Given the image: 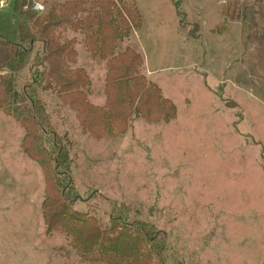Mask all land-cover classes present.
Masks as SVG:
<instances>
[{
	"label": "rangeland",
	"instance_id": "1",
	"mask_svg": "<svg viewBox=\"0 0 264 264\" xmlns=\"http://www.w3.org/2000/svg\"><path fill=\"white\" fill-rule=\"evenodd\" d=\"M58 1L10 2L0 9V35L17 40L23 19L29 25ZM133 1L143 72L177 114L168 122L133 116L124 131L95 136L61 107L79 206H95L107 223L112 201L163 232L164 253L149 264H264V0ZM36 2L42 11L24 9ZM12 49L0 43V74L15 72L21 83L28 60L12 61ZM76 49L75 65L91 80L89 101L104 104L105 62L83 43ZM24 135L0 107V264H109L82 258L64 234L46 232L44 174L24 151Z\"/></svg>",
	"mask_w": 264,
	"mask_h": 264
},
{
	"label": "trees",
	"instance_id": "2",
	"mask_svg": "<svg viewBox=\"0 0 264 264\" xmlns=\"http://www.w3.org/2000/svg\"><path fill=\"white\" fill-rule=\"evenodd\" d=\"M30 19L29 25L26 19L19 23L17 40L0 35V43L12 44V61L28 60L29 68L21 83L15 72L0 74V107L20 122L25 130L22 147L43 171L46 232L64 234L87 260L149 264L160 259L166 237L153 224L130 219L127 210L112 201L107 223L95 206H79L83 199L73 173V136L56 115L63 106L74 110L81 130L95 136L124 131L133 116L162 122L176 116L175 103L143 72L134 37L142 25L136 2L64 0ZM63 29L73 35H63ZM36 42L41 46L32 54ZM77 43L106 64L104 104L88 99L91 80L84 67L75 65Z\"/></svg>",
	"mask_w": 264,
	"mask_h": 264
},
{
	"label": "built area",
	"instance_id": "3",
	"mask_svg": "<svg viewBox=\"0 0 264 264\" xmlns=\"http://www.w3.org/2000/svg\"><path fill=\"white\" fill-rule=\"evenodd\" d=\"M12 1L13 0H0V8L7 7L9 5V3ZM29 8L39 12V11H42L44 9V6L40 3H37V2L30 5V6L28 4L24 6V9H29Z\"/></svg>",
	"mask_w": 264,
	"mask_h": 264
},
{
	"label": "crops",
	"instance_id": "4",
	"mask_svg": "<svg viewBox=\"0 0 264 264\" xmlns=\"http://www.w3.org/2000/svg\"><path fill=\"white\" fill-rule=\"evenodd\" d=\"M0 9H2V8H0Z\"/></svg>",
	"mask_w": 264,
	"mask_h": 264
}]
</instances>
